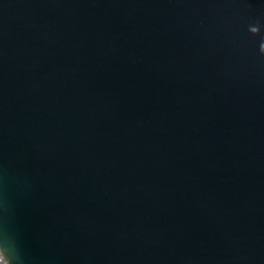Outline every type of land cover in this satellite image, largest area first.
Wrapping results in <instances>:
<instances>
[{"label": "water", "instance_id": "1", "mask_svg": "<svg viewBox=\"0 0 264 264\" xmlns=\"http://www.w3.org/2000/svg\"><path fill=\"white\" fill-rule=\"evenodd\" d=\"M6 264H264V0H0Z\"/></svg>", "mask_w": 264, "mask_h": 264}, {"label": "built area", "instance_id": "2", "mask_svg": "<svg viewBox=\"0 0 264 264\" xmlns=\"http://www.w3.org/2000/svg\"><path fill=\"white\" fill-rule=\"evenodd\" d=\"M0 264H6L5 261L0 257Z\"/></svg>", "mask_w": 264, "mask_h": 264}]
</instances>
